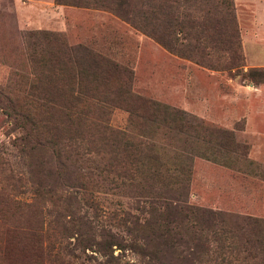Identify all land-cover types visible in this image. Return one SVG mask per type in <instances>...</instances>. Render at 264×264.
I'll return each mask as SVG.
<instances>
[{
    "label": "rangeland",
    "instance_id": "obj_1",
    "mask_svg": "<svg viewBox=\"0 0 264 264\" xmlns=\"http://www.w3.org/2000/svg\"><path fill=\"white\" fill-rule=\"evenodd\" d=\"M251 1L235 0L242 6L237 19L243 66L233 72L172 55L104 9L55 0H0V89L14 100L22 93L21 82L31 77L30 45L42 36L29 32H60L69 44H83L129 68L135 94L233 129L235 139L248 146L254 173L194 157L187 203L219 204L225 211L264 218V89H257L264 78L249 74L264 69V0ZM7 104L0 96V264H213L181 261L187 242L180 234L163 243L154 238L152 247L145 243L140 236L149 231L133 229L134 221L147 217L143 199L136 189L105 181L102 173L85 167L93 163L80 164L81 178L72 180L59 172L47 146H36L29 157L25 132ZM108 118L111 126L123 128L127 112L114 107ZM166 136L157 135L163 147H168ZM13 202L20 205L13 208Z\"/></svg>",
    "mask_w": 264,
    "mask_h": 264
},
{
    "label": "trees",
    "instance_id": "obj_2",
    "mask_svg": "<svg viewBox=\"0 0 264 264\" xmlns=\"http://www.w3.org/2000/svg\"><path fill=\"white\" fill-rule=\"evenodd\" d=\"M55 2L110 11L167 52L206 69L235 72L243 66L233 0ZM28 34L42 36L30 45L32 75L21 82L22 93L14 100L6 89H0V96L25 132L29 157L36 146L44 145L69 179L81 178L79 165L90 162L94 165L85 167L102 173L105 181L118 180L120 187L136 189L147 206V217L134 221L133 229L149 231L140 237L151 247L154 238L163 243L173 234L185 236L181 261L264 264V218L194 206L186 200L194 157L254 173L249 172L256 164L247 156L248 146L235 139L233 129L135 94L129 68L83 44H69L60 32ZM249 74L264 78V69H250ZM114 107L127 112L123 128L109 124ZM165 132L168 147L157 139ZM28 210L35 218L36 209ZM149 253L155 255L154 250Z\"/></svg>",
    "mask_w": 264,
    "mask_h": 264
},
{
    "label": "crops",
    "instance_id": "obj_3",
    "mask_svg": "<svg viewBox=\"0 0 264 264\" xmlns=\"http://www.w3.org/2000/svg\"><path fill=\"white\" fill-rule=\"evenodd\" d=\"M248 1H249V3L252 5V2H253V1H251V0H248ZM233 3H234V8H235V15H236L237 24H238L239 30H240V32H241V26H240V24L238 23V19H237V17H238V12H239L238 7H242V6H241V5H237V2H235V0H233ZM257 89H259V90H263V89H264V84L259 85V86L257 87ZM212 207H213L212 209H218V210H223V211L227 210L224 206L219 205V204H213ZM251 216H252V215H251Z\"/></svg>",
    "mask_w": 264,
    "mask_h": 264
}]
</instances>
